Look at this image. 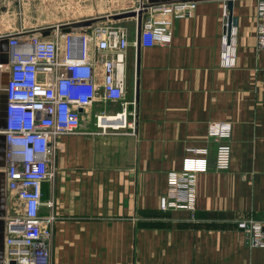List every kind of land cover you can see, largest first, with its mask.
I'll return each instance as SVG.
<instances>
[{"label": "crops", "instance_id": "1", "mask_svg": "<svg viewBox=\"0 0 264 264\" xmlns=\"http://www.w3.org/2000/svg\"><path fill=\"white\" fill-rule=\"evenodd\" d=\"M225 5L197 0L190 16L173 21L169 42L141 46L137 76L136 46L130 44L127 78L135 52V79L127 89L136 104L127 126L98 127V114L121 110L118 101L99 98L82 110L76 132L58 137L40 207L41 214L55 216L54 264H264V247L252 246L239 226L242 220L264 222V48L257 42L256 0H233L238 62L221 66ZM8 69L0 64L4 236L11 206L3 138L8 96L1 86ZM212 121L232 125L225 170L216 168ZM191 147L208 150V168L197 174L195 208H162L169 172L182 168Z\"/></svg>", "mask_w": 264, "mask_h": 264}, {"label": "built area", "instance_id": "2", "mask_svg": "<svg viewBox=\"0 0 264 264\" xmlns=\"http://www.w3.org/2000/svg\"><path fill=\"white\" fill-rule=\"evenodd\" d=\"M195 0L149 4L143 16L141 45L169 42L175 19L190 16ZM257 42L264 48V0H256ZM137 10V9H136ZM137 21V19H136ZM67 26V27H66ZM66 27L65 29H63ZM49 29V34L43 32ZM8 35L11 47L7 84L6 136L8 193L11 212L6 217L2 264H54L51 260V225L55 216L41 214L42 184L53 174L58 137L76 132L82 110L99 98L118 101L115 114H98L97 126L125 127L135 115V98L128 97L127 61L131 32L124 25L72 23L17 28ZM100 58V59H98ZM238 62V29L224 6L220 64L233 68ZM133 107V108H132ZM232 125L212 121L208 136L215 139L216 168L230 167ZM192 155L180 170L168 175V191L161 207L194 209L197 174L206 171V148L191 147ZM239 226L252 246L264 247V222L242 220Z\"/></svg>", "mask_w": 264, "mask_h": 264}, {"label": "rangeland", "instance_id": "3", "mask_svg": "<svg viewBox=\"0 0 264 264\" xmlns=\"http://www.w3.org/2000/svg\"><path fill=\"white\" fill-rule=\"evenodd\" d=\"M140 2L141 0H0V32L86 19H93L92 23L99 25H124L130 32H134L136 16L119 19L114 16L138 9ZM129 66L131 74L128 81L134 87L135 52L131 54Z\"/></svg>", "mask_w": 264, "mask_h": 264}, {"label": "water", "instance_id": "4", "mask_svg": "<svg viewBox=\"0 0 264 264\" xmlns=\"http://www.w3.org/2000/svg\"><path fill=\"white\" fill-rule=\"evenodd\" d=\"M176 0H141L140 6L137 10H130L126 11L123 13L116 14L114 17L119 19V18H127L130 16H136V76L139 73V68H140V57H141V33H142V26H143V16L144 12L147 10V6L149 4H154V3H161V2H172ZM197 1V0H195ZM226 5L227 9L229 10V19L232 24L237 23L236 17L233 16V0H226ZM93 19H86L82 21H77L72 23L73 26H87L92 24ZM49 29L45 30L43 32L44 35L49 34ZM11 47L9 45V37L8 35L0 36V64H5L9 65L11 61ZM8 74L9 72H6V79L4 80L3 85L1 86L2 90L5 92L7 96V84H8ZM136 85H137V79H136ZM8 105V100L4 104L5 112L7 109ZM4 126L6 127V117L4 121ZM4 139H6V136H3ZM2 152L5 153L4 146H2ZM4 247V232L0 231V250H3ZM3 262V254L0 251V264Z\"/></svg>", "mask_w": 264, "mask_h": 264}]
</instances>
